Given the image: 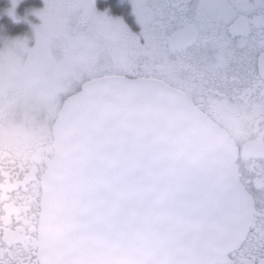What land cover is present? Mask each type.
Wrapping results in <instances>:
<instances>
[{
	"label": "snow or ice",
	"instance_id": "6c2138e0",
	"mask_svg": "<svg viewBox=\"0 0 264 264\" xmlns=\"http://www.w3.org/2000/svg\"><path fill=\"white\" fill-rule=\"evenodd\" d=\"M129 2L130 21L95 0L34 9V44L18 38L0 54V108L104 90L188 137L207 135L217 182L178 198L171 264H264V0ZM33 163L0 141V264H52L31 207Z\"/></svg>",
	"mask_w": 264,
	"mask_h": 264
},
{
	"label": "water",
	"instance_id": "95a60500",
	"mask_svg": "<svg viewBox=\"0 0 264 264\" xmlns=\"http://www.w3.org/2000/svg\"><path fill=\"white\" fill-rule=\"evenodd\" d=\"M52 129L40 215L52 264H171L178 198L217 182L213 141L104 90L67 97Z\"/></svg>",
	"mask_w": 264,
	"mask_h": 264
},
{
	"label": "flooded vegetation",
	"instance_id": "af4514ba",
	"mask_svg": "<svg viewBox=\"0 0 264 264\" xmlns=\"http://www.w3.org/2000/svg\"><path fill=\"white\" fill-rule=\"evenodd\" d=\"M96 6L103 11L110 10L113 16H122L130 21L131 4L129 0H95ZM66 98H64L65 100ZM63 100V102H64ZM54 107L33 110L23 104L5 101L0 108V141L11 140L17 148L33 160L29 191L32 194V211L41 215L42 177L54 156L53 124L60 113Z\"/></svg>",
	"mask_w": 264,
	"mask_h": 264
},
{
	"label": "rangeland",
	"instance_id": "374dc122",
	"mask_svg": "<svg viewBox=\"0 0 264 264\" xmlns=\"http://www.w3.org/2000/svg\"><path fill=\"white\" fill-rule=\"evenodd\" d=\"M8 6L5 8L0 9V17L3 14H7L16 20H22L26 21L30 26V33L22 34V35H15L10 36L5 33H0V54L7 55V48L11 45L12 41L16 39H27L29 42V46H32L35 42V30L33 28V25H38L42 23L41 18L35 14L33 11L34 9H42L45 7V0H42L41 4H30L26 9V16H20L18 9L20 6V3L22 0H18V3L16 5H12L10 3V0H8ZM14 7L15 15H12L9 12V9H12ZM64 98L62 97L59 104L54 107L55 111H59V107L61 103L63 102Z\"/></svg>",
	"mask_w": 264,
	"mask_h": 264
},
{
	"label": "trees",
	"instance_id": "16d2710c",
	"mask_svg": "<svg viewBox=\"0 0 264 264\" xmlns=\"http://www.w3.org/2000/svg\"><path fill=\"white\" fill-rule=\"evenodd\" d=\"M42 0H22L18 9L20 16H26V9L30 4H41ZM8 0H0V9L8 6ZM0 33L10 36L30 33V26L26 21L3 14L0 17Z\"/></svg>",
	"mask_w": 264,
	"mask_h": 264
},
{
	"label": "clouds",
	"instance_id": "9594fccd",
	"mask_svg": "<svg viewBox=\"0 0 264 264\" xmlns=\"http://www.w3.org/2000/svg\"><path fill=\"white\" fill-rule=\"evenodd\" d=\"M10 3H11L12 5H16V4L18 3V0H10Z\"/></svg>",
	"mask_w": 264,
	"mask_h": 264
}]
</instances>
